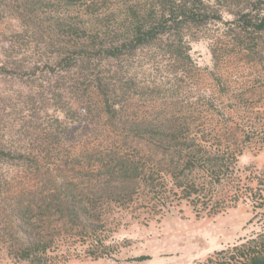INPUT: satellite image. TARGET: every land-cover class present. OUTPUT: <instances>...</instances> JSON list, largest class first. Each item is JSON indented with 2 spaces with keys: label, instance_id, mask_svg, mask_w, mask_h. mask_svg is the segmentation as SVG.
Here are the masks:
<instances>
[{
  "label": "rangeland",
  "instance_id": "1",
  "mask_svg": "<svg viewBox=\"0 0 264 264\" xmlns=\"http://www.w3.org/2000/svg\"><path fill=\"white\" fill-rule=\"evenodd\" d=\"M140 1L80 0L78 6L59 9L45 1L37 13L48 25L50 16L58 13L74 15L73 21L79 22L82 13L91 12L106 17L113 28L124 8ZM1 31L7 30L0 24V43L5 38ZM195 36L190 54L196 66L171 76L177 77L173 96L149 103L131 101L122 113L125 123L112 124L91 87L78 84L72 100L83 110L82 121L90 130L68 140L53 138L48 133L51 111L46 114V136L45 118L24 125L27 136L44 144L36 140L42 150L38 168H0V264H26L10 256L7 247L22 238L15 234V221L25 224L27 218L32 219V236L46 240L52 227L55 264H200L261 229L264 209L253 205L264 198V45L256 56L244 55L221 24H210ZM158 62L144 67L147 75L160 73L164 62ZM16 83L0 79V89L21 86ZM137 123L157 125L172 135L177 131L188 142L217 153L230 167L222 170L221 184L210 185L200 169L175 168L176 157L172 160L163 150L166 143L128 135L124 127ZM118 157L139 165L136 180L122 182L115 174H105V167L113 166ZM177 180L202 183L199 196L183 198L175 187ZM54 197L63 209L46 211L45 204ZM25 205L30 212L21 218ZM80 205L86 206L85 215ZM75 209L80 210L76 217ZM94 236L105 248L95 245Z\"/></svg>",
  "mask_w": 264,
  "mask_h": 264
},
{
  "label": "trees",
  "instance_id": "2",
  "mask_svg": "<svg viewBox=\"0 0 264 264\" xmlns=\"http://www.w3.org/2000/svg\"><path fill=\"white\" fill-rule=\"evenodd\" d=\"M45 1L59 9L78 6L80 0H0V24L7 30L1 31L5 38L0 43V79L21 84L12 90L0 89V168H38L42 150L36 140L40 145L44 141L27 136L24 125L38 117L45 118L42 131L46 136L49 111L54 114L48 129L53 138L68 140L78 137L82 130H90L82 121L83 110L76 109L72 100L73 88L78 84L91 87L102 113L118 125L123 122L124 107L131 101L149 103L173 96L177 77L171 76L196 66L190 43L198 39L197 30L221 24L223 33L250 57L260 53L264 45V0H142L127 5L113 28L105 22L106 17L91 12L82 13L80 23L73 21L74 15L58 13L50 16L46 25V17L39 18L37 13ZM81 6L84 10L85 6ZM12 24L15 25L10 30ZM212 56L215 60L213 49ZM158 59L164 62L160 73L147 71L152 74L147 75L144 67L158 65ZM216 80L220 82L218 76ZM124 129L137 140L166 143L163 150L170 152L172 160L176 157L175 168H181V172L200 169L214 187L221 184L224 167L230 168L217 153L188 142L177 131L172 135L157 125L139 123ZM139 168L133 159L118 157L113 166L105 167V174H115L122 182L132 181L137 179ZM174 184L182 197L189 199L195 193L199 196L197 187L202 183L177 180ZM263 201L261 196L253 206L264 209ZM63 205L54 197L45 207L50 211L59 206L63 209ZM77 207L82 215L88 212L86 206ZM80 210L72 212L75 217ZM28 212L25 205L21 218ZM27 219L25 224L15 221V234L22 238L10 244L7 253L26 264H55L52 227L48 229L49 238L44 240L43 235H31L32 219ZM94 243L105 248V242L96 236ZM200 264H264V224L258 232L215 251Z\"/></svg>",
  "mask_w": 264,
  "mask_h": 264
}]
</instances>
